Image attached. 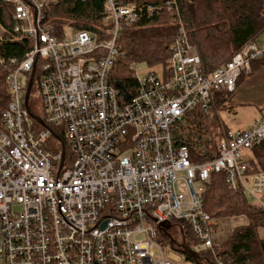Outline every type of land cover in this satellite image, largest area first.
<instances>
[{
	"label": "built area",
	"instance_id": "2783aa9c",
	"mask_svg": "<svg viewBox=\"0 0 264 264\" xmlns=\"http://www.w3.org/2000/svg\"><path fill=\"white\" fill-rule=\"evenodd\" d=\"M2 1L14 6V34L30 40L31 49L22 61L0 58L14 68L6 77L10 101L0 133V264H176L166 256L181 252L166 248L163 225H171L170 234L181 222L198 242L195 252L213 250L221 244L203 205L212 174H225L231 190L264 210V174L248 176L245 159L264 141V108L253 127L224 133L214 160L193 161L205 157L209 140L196 112L211 114L215 93L235 92L243 73L264 58L255 43L207 74L177 0H102L103 31L74 30L71 41L67 27L59 37L44 23L47 3ZM163 11L177 26L170 74L154 69L139 76L132 65L137 94L125 101L111 84L123 53L120 34ZM34 69L43 120L30 108L32 92L26 104ZM50 127L64 130L68 153L46 150Z\"/></svg>",
	"mask_w": 264,
	"mask_h": 264
},
{
	"label": "trees",
	"instance_id": "16d2710c",
	"mask_svg": "<svg viewBox=\"0 0 264 264\" xmlns=\"http://www.w3.org/2000/svg\"><path fill=\"white\" fill-rule=\"evenodd\" d=\"M39 1L47 3L44 23L53 27L59 37L67 24L77 31L98 34L103 31L102 0ZM160 2L161 0L125 1L127 4L139 5H155ZM177 6V12L189 32V41L198 49L207 74H213L229 63L235 54L246 45L254 43L264 32V0H177ZM14 13L13 5L0 0V25L5 30L0 40V58L5 61H22L31 49L30 40L18 38L14 34ZM173 21L172 14L163 11L159 15L142 19L136 26L121 32L118 42L123 53L113 67L112 85L122 84L129 95L135 96L138 85L133 79L131 67L137 63L158 68L164 77L169 76L171 46L177 34V26ZM260 62L258 66L263 63L261 60ZM7 65H0V133L4 130L2 113L10 101L6 77L14 69ZM36 93L37 85L33 87L32 95ZM232 96L233 93L219 91L214 94L211 114L196 112L195 123L212 140L206 141L205 157L195 158L193 161L206 163L218 156V142L225 132L218 126L216 112L227 108L224 105ZM35 127L43 130L37 123ZM51 129L53 136L47 142L46 150L58 153L64 147L68 153L64 130ZM248 153L247 175L264 174V141ZM203 205L205 212L214 221L241 216H247L250 221L247 225L236 227L220 247L198 253L199 260L184 256L186 261L194 264H216L215 258L219 257L234 264H264V239L258 236V229H264V210L261 207L248 203L241 193L231 190L223 173L212 174L211 183L203 195ZM178 225L183 231L186 246L195 252L198 242L193 232L183 222ZM162 240L169 244V239L164 237Z\"/></svg>",
	"mask_w": 264,
	"mask_h": 264
},
{
	"label": "rangeland",
	"instance_id": "374dc122",
	"mask_svg": "<svg viewBox=\"0 0 264 264\" xmlns=\"http://www.w3.org/2000/svg\"><path fill=\"white\" fill-rule=\"evenodd\" d=\"M65 28V35L66 39L68 41H71L74 36V30L72 27L67 24ZM103 28H105L103 23ZM4 31L2 27L0 26V38L3 37ZM0 65H2L0 63ZM158 69V68H151L146 64L143 63H137V74L139 76H145L151 70ZM243 75H246V73H243ZM250 80V75H246L244 77V80L242 83L240 82L237 90L233 93L232 103H234V110L232 113L230 111H222L219 113L218 116V126L221 127V124L224 126H227L232 131H238V130H244L249 127H251L256 120L260 119L261 112L259 111V108L253 105H250L251 102H254V100L260 96L257 89L255 88V85L252 84V82L248 83ZM246 82L248 83L246 85ZM240 90H242L240 92ZM240 92V93H239ZM243 103H246V106H242ZM30 108L33 112V114L40 119H44V110H43V102L40 97H35V94L32 95L30 100ZM221 122V124H220ZM201 130V129H200ZM188 133H190V130H187ZM202 131V130H201ZM201 135H204V138L208 136L209 140H212V137H210L208 134H206L204 131L201 132ZM208 140V141H209ZM178 191H184L183 188H181L179 185H177ZM243 217V216H241ZM240 218V217H235ZM244 220V221H243ZM240 219L239 221H236L234 218H224L220 220L215 221V231H216V241L220 242L222 245L225 240L227 239L228 235L236 228L237 225L245 224L247 223V219ZM217 224V227H216ZM236 226V227H235ZM170 234L173 237V239L177 242V244L181 245L184 242V236L182 235L181 228L178 226H173L170 229ZM171 246V242L169 241V244H167L166 248L169 250ZM176 250L180 251V248L178 246H175ZM166 259L171 260L172 262L176 264H194L192 262L186 261L184 255H181L179 253H172L170 252Z\"/></svg>",
	"mask_w": 264,
	"mask_h": 264
},
{
	"label": "crops",
	"instance_id": "0c3cea01",
	"mask_svg": "<svg viewBox=\"0 0 264 264\" xmlns=\"http://www.w3.org/2000/svg\"><path fill=\"white\" fill-rule=\"evenodd\" d=\"M261 50L264 51V32L255 40L254 42ZM263 61V63L261 64V66H258V64H260L261 62L260 61H256V62H253L252 64V71L251 73H246V75H250V80L248 83L252 82V84L255 85V88L257 89L258 93L260 94L259 97H257L254 102H251L250 105H253V106H256L259 108V111L261 112L262 109L264 108V58L261 60ZM246 75H243L240 79V82L242 83V81L244 80V77ZM239 82V81H238ZM239 82V83H240ZM239 83L237 84V87L239 85ZM246 82V85L248 84ZM237 90V88H236ZM242 90H240L241 92ZM239 92V93H240ZM234 96V95H233ZM232 96V98H233ZM231 98V99H232ZM247 104L246 103H243L242 106H246ZM224 107H227V108H221L219 110H217L216 114L217 116H219V113L222 112V111H230V113H232V111L234 110L235 106H234V103H232V100H230L228 103H226L224 105ZM261 115V114H260ZM257 122V120H256ZM256 122L251 126L253 127ZM221 124V122H220ZM221 127L223 128L224 132H227V131H232L231 129H229L227 126H224L221 124ZM249 127V128H251ZM247 128V129H249ZM247 129H244V130H247ZM239 131H243V130H239ZM249 157V153L247 152L245 154V159L247 161ZM247 219V223L245 224H241V225H237V226H244V225H247L249 224V218L247 216H243V217H240V218H234L236 221H239L240 219ZM244 221V220H243ZM216 227H217V224H216ZM236 227V226H235ZM258 236L260 239H264V229L263 228H260L258 229Z\"/></svg>",
	"mask_w": 264,
	"mask_h": 264
},
{
	"label": "water",
	"instance_id": "95a60500",
	"mask_svg": "<svg viewBox=\"0 0 264 264\" xmlns=\"http://www.w3.org/2000/svg\"><path fill=\"white\" fill-rule=\"evenodd\" d=\"M36 69L33 70L30 82L27 87V93H26V104L28 103V99L30 97V94L32 92L33 84H34V76H35ZM118 88L121 89V91L124 93V99L125 101H128L130 99V95L126 93V90H124L122 84H117ZM33 117V116H32ZM38 121L42 126H45L42 121L37 119L36 117H33ZM65 154V152H63ZM171 227V225H163V232L166 235V237L170 240L172 246H178L180 248V252L184 256H191L194 260H199V255L198 253L191 251L187 246L184 244H177V242L172 238V236L167 232V230Z\"/></svg>",
	"mask_w": 264,
	"mask_h": 264
}]
</instances>
